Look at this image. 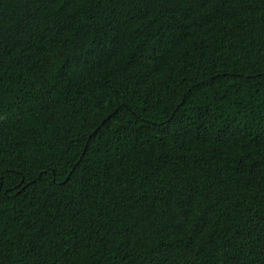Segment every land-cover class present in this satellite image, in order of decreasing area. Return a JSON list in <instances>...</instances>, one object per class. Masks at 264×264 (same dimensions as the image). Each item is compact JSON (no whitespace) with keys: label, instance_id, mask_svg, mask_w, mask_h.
I'll list each match as a JSON object with an SVG mask.
<instances>
[{"label":"trees","instance_id":"trees-1","mask_svg":"<svg viewBox=\"0 0 264 264\" xmlns=\"http://www.w3.org/2000/svg\"><path fill=\"white\" fill-rule=\"evenodd\" d=\"M0 264H264V0H0Z\"/></svg>","mask_w":264,"mask_h":264}]
</instances>
